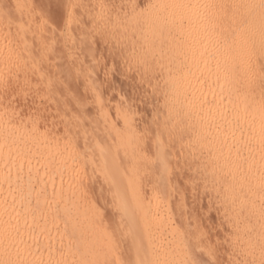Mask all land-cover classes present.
<instances>
[{"label":"bare ground","instance_id":"1","mask_svg":"<svg viewBox=\"0 0 264 264\" xmlns=\"http://www.w3.org/2000/svg\"><path fill=\"white\" fill-rule=\"evenodd\" d=\"M67 1L65 16L70 23L76 0ZM203 1H164L166 4L159 6H166L163 7L164 12L150 14L152 17L149 19H154L146 25H151L157 34L166 20L175 27L173 29L180 32L178 30L185 26L183 22L187 21L186 28L191 29L189 33L192 35H185L187 29L185 34L182 30L181 36L184 34V39H181L182 36L177 43L164 46L145 42L139 51H135H138L137 55H141V62L144 64L154 60L159 65L161 75L157 79L164 114L166 112L168 115L174 129L173 134L176 137L178 135L177 142L186 149L183 150L186 157L198 162L197 168L205 177L204 182L210 193L217 200L216 206L226 228L223 239L226 263L264 264V0H235L238 3L230 10L225 4L220 8L216 5L220 10H213L211 15L208 10L211 19L218 17L225 23L223 25H230L233 30L229 36L231 38H224L225 42L218 44L219 47L202 43V39L200 41L195 38L200 32L201 17L204 16L200 11ZM206 1L216 4L224 1L228 4L229 0ZM15 5L20 15H17L18 20L21 21L17 31L15 25L11 24L12 20L6 18L0 10V264H220L211 260L219 241L212 238L204 240V236L198 232L189 235L188 244L187 234L174 223L170 213L174 195L169 194L168 204L165 205V197L161 194L163 185L146 184L151 177L148 165L153 161L148 159L150 153L148 156L146 154L148 145L144 146L143 138H146L140 133L142 127L140 131L135 114L120 116L119 119L123 120L120 128L108 110L101 109V112L104 111L101 116L107 126L110 141L96 148L97 162L92 158L93 150L89 151L90 145L89 148L88 144L84 147L83 139L81 141L84 143L81 145L86 151L88 149L90 155H83L79 151L74 137L62 139L59 135V138L51 136L47 130L42 131V116L31 112L36 115L23 118L19 112L14 111L15 107L13 109L10 102L6 103L8 90H11V87L8 89L10 81L23 84L21 89L24 90H18L21 94L22 91L25 93L26 90H31V85L37 82V79L32 80L33 76L46 81L47 85L49 79L42 69L45 64L42 59L44 58V62L49 61L41 51V48H46V42L42 43L44 48L41 45L40 51L37 47L44 40V36L41 37L44 32L35 36V16L39 14L35 15L34 10L26 6L25 0H16ZM206 8L204 9L207 11ZM13 11L16 13L15 9ZM205 19H208L207 14ZM205 25L207 26L204 24V27ZM150 27L146 28L150 30H146L148 33L152 31ZM38 30L41 31V28ZM137 58L138 62L140 56ZM17 83L15 89H20L21 85ZM15 89L11 90L12 94ZM33 95L35 94L32 92ZM65 134H68L67 131ZM88 140L91 139L86 141ZM164 140L160 139L156 148L162 174L172 169V153ZM88 166L91 167L92 176L94 177L95 172L101 174V183L104 181L105 186H108L107 192L118 218L116 222L113 221L115 218L110 222L115 223L116 230L108 226L105 222L107 220L104 221L102 211L106 209L99 208L98 202L95 204L91 200L93 198L88 197L89 191L85 190ZM156 175L158 176L157 173ZM160 179L159 177V182ZM48 188L52 192L49 193L51 197L48 193L45 194ZM57 207L61 208L65 216L63 219L62 213L55 211ZM67 227L70 231L64 234ZM199 229L201 227L197 222L195 231ZM204 243L206 246L203 247Z\"/></svg>","mask_w":264,"mask_h":264},{"label":"rangeland","instance_id":"2","mask_svg":"<svg viewBox=\"0 0 264 264\" xmlns=\"http://www.w3.org/2000/svg\"><path fill=\"white\" fill-rule=\"evenodd\" d=\"M12 1L11 0H0V6H2V8H3V10H2V8L0 7V10L4 13V16L6 18L10 19V21L12 20L11 24L13 26L15 25L14 28L16 29V28H19L21 21H20V19L18 20V16H20V15L16 11L17 10L16 5H15L16 0H12ZM154 1L155 0H84V1L83 0H80V1L76 0L75 4L73 5V8L74 7H76V8H74V10H73L72 20L70 23H68L66 21V16H65L67 13L66 8L68 6L67 0H28V1L25 0L26 6L32 8V11L34 10L35 15L39 14V15L35 16L36 17V23L38 24V25L35 24V29H36L35 31L37 34L36 35L34 33L35 36H38L39 34H41L43 32H44L43 34H45V35L41 34V37L44 36V38H43L44 40H41V43H39V45L37 46L38 50L40 51L41 45L43 47V44H42L43 42H46L44 45V46H46V48L49 47L48 49L43 47L45 49V52L43 51L44 49L41 48L43 56L46 54V56H44V57L46 59L48 58V60H49V61H47L48 62L47 63L46 61L44 62V60H43L44 58H43L42 62L45 64H43V63L42 64L44 67L41 64L42 69L45 73V76L46 77L48 76L47 78H49L48 79V85L49 86L47 85L46 81L44 82V81L40 80L38 78V76H33L32 77L33 81L37 79L36 80L37 82L36 83L34 82L35 86H37L36 87L37 89L35 88V86L33 85L34 83L32 82L33 86L31 85V87H32V89L34 87V89L33 90L32 89L26 90L25 93H23V91H22V93L20 94L19 92H21V90H24V89H21V88H23V84H19L16 81H12V82L10 81L9 84L11 86L9 85L8 89H9V87H11L10 89L13 91V89H15L16 83L21 85V87L19 86L20 89H15L13 92L14 94L11 93L12 92L11 90H8L9 91L8 96L10 98L8 97L6 103L10 102L9 103V104H11L10 106L12 108L15 107V109L13 108L14 111L16 110V113L19 112V115L20 116L22 115L23 118L24 117L27 118V116L29 117L30 115L34 116L36 114H37V116L38 115L42 116L41 117L42 118L41 127H43V129L41 128V130L42 131L47 130L46 132L49 133L51 136H56L58 138L60 136V137H62V139L69 138L70 136H71V138L74 137L75 139L74 138L73 139L77 145V148L79 149V151L83 155L84 154L90 155L89 154L90 152H88V149L86 151V148H83V145H84V147H87L86 145L88 144V148L90 145L89 151L91 149L93 150V151L92 150L91 151H92V154L94 155V157H92L94 159V161L98 160L96 148L100 144L108 143L110 141V139L108 137L109 133H108L107 128H106L107 126H106L105 121L103 120V116H101V114L104 111L108 110L110 116H112L111 118L114 119V122L116 124H118L120 128H122V126H123V120L119 119L120 116L126 117V116H131V115L135 114V119H136V121L138 120L137 123H138L139 128L142 127V131L140 128V131H141L140 133L142 135H145L144 137L147 140L146 141L143 138V142H145L144 146L146 147L148 145L147 146L148 148H146V151H147L146 154L148 156L149 155L148 153H150V156H149L150 158L148 157V159L150 160V162L153 161L148 165L150 167V169H149V167H148V169H149L150 174H151V177H150L151 179L148 177L149 182H146V184L149 185L150 183H152V184H150V186L151 185L153 186L156 184H159L160 186L163 185V186H161L162 187L161 194L163 197H165V200H166V201H164L165 205L168 204L167 199H168L169 194L171 193L174 195L172 198V201H171L170 213L173 216L174 223L176 225H179L181 227V229L185 232V234H187V243L188 244L190 243L189 235H193L194 233H198V232H200L204 236V240L207 238H212V239L218 240L219 246L214 251V254L211 257V260L213 262H216V263L227 264L226 263V255H225L226 248H225V245H224L225 243L223 240L225 237L226 228L223 224L222 214L220 213V211H218L219 208L217 207L218 203H217V200L215 199V196L212 194V192L210 193V189L207 188V186L205 184L206 182H204L205 177L202 175V173L197 168L198 162L197 161L195 162L194 159L188 160V158L186 157V152H185L186 149L177 142L178 141V135L176 137V134H173L174 129L170 125L169 119L167 118L168 115L166 114V112H165L166 115L164 114L165 108L162 105L163 104L162 103L163 98L161 97V92L159 90V85H158L159 79H160L159 77L161 75V73H159L160 71L158 69L159 65L157 66V62L155 61V63H154V60H150L149 58L148 59L151 61V63L148 64L147 62H145L147 64L146 65L142 61L143 62V64H142L141 59H143V58H141V55L139 53L137 55V52L145 44V42L146 43L149 42L151 44L164 45V46H166V44L177 43V42H179V39L185 34V30L187 28H189V27L186 28L187 21H184L183 22L185 25L184 28L179 29L178 31H180V32H177V29L176 30L173 29V28H175L174 26H172L171 24L169 25L167 23L169 21L164 20L165 21L164 25H162L161 30H159V32H158L159 34L158 33L156 34L154 32V30L151 28L152 26L151 25L148 26L146 24L154 19V18H152L151 20L149 19L152 17V16H150V14L153 15L154 13L155 14L160 13V11H161V13L164 12V8L166 7L164 5V4H166V3H164V1L166 2L167 0H164V1L163 0L162 1L156 0L157 3H154ZM229 1H227V2H228V4L229 3L232 4V7L231 6L229 7L230 4L228 5L224 1H221V2L217 1L218 2L217 4H216V2L209 1L211 5L209 4L208 1L205 2V0L203 2H201V9L202 10H200V11H201L202 15L204 14V16L201 17V20H202L201 28H200V32L198 33V35H195L196 39H199L200 41L202 39V43L207 42L205 44L209 43L208 45L212 44V45H214V47H217V46L219 47L218 44L222 45L221 43H224L225 42L224 40L231 38L229 36L232 35L233 30H232V27L230 25H223L225 23H223L218 17H216V18L213 17V19L215 18L213 21V19L210 18L212 16H208V14H209L208 10L210 11V15H211L213 13V10L216 12H217V10L219 11L220 9H218V7L219 8L224 7L223 6L224 4L226 5V8L228 7L230 10V8L233 9L235 7V5L238 3V1L236 3L235 0H233V1L229 0ZM11 3L13 5V8H12ZM29 3H31V4H29ZM158 3H159V5H158ZM162 3H164L163 4L164 6L162 5L161 7H159ZM213 3H215V4H213ZM221 3H222V5H221ZM216 5L217 6L219 5V6L216 7ZM64 6H65V8H64ZM150 6L151 7L154 6V7H152L153 9ZM214 6H215V8H213ZM155 7H156V10H155ZM7 8H9V9H7ZM37 8H40L41 10L37 9ZM104 8H105V10H104ZM160 8L161 9L163 8V9L161 10ZM204 8H206L207 11ZM12 9L13 10L15 9L16 13ZM221 9H224V8H221ZM211 10H212V12H211ZM36 12H40V13H36ZM99 12H101V13H99ZM74 14H76V15H74ZM206 14H207V17L209 19V20L208 19L207 20L210 22H207V20L205 19ZM148 16H150V17H148ZM131 17H134V19ZM145 17H147L145 19L147 22L145 20H143ZM41 18H43V20ZM138 19H139V21H138ZM99 20H100V23L102 21L103 22L100 24ZM135 20L138 24L136 22H134ZM140 20H143L144 22L140 21ZM204 20L206 23L204 22ZM13 21H15L17 24ZM218 21H220V22H218ZM44 22H45V24H44ZM91 22H93V23H91ZM139 23L142 26H140ZM165 23H167L168 25ZM202 23L207 24V26L205 25V27H204V24H202ZM213 23H214V25H213ZM217 23L219 25H217ZM69 24L71 25V27ZM144 24L146 26H144ZM148 24H150V23H148ZM208 24H209V26L212 24L214 26L213 29H212V25H211V27H209ZM129 25H130V27H129ZM37 26L39 28H41V31L38 30L39 28H37ZM133 26H134V28H133ZM226 26H227V29L225 28ZM149 27L152 30L150 33H148V31H150V30H148ZM207 27H208V29L204 30V28H207ZM135 28H136V31L134 30ZM146 28H148V29H146ZM167 28H168V30H167ZM224 28H225V30H224ZM143 29L145 31L148 30V31H146L147 33ZM222 29H223V31H222ZM182 30H184V32H183L184 34L181 36ZM187 30H188V32H187ZM187 30H186L187 34H185V35H187V36L192 35L191 33H189V32H191V31H189L191 29H187ZM201 30H203V31H201ZM16 31H17V29H16ZM69 31H70V33H69ZM219 31L220 32L222 31V33H220ZM228 31H230L231 33H229ZM95 32H96V34H95ZM136 33H137V35H135ZM202 33H204V35ZM225 33H226V35H225ZM213 34H215V35H213ZM170 35H173V36L170 37ZM200 35H201V38H200ZM163 36H165V38H163ZM184 36L181 38L182 40L184 39ZM197 36H199V37L197 38ZM45 37H47V39ZM137 37H138V39L136 40ZM143 37H145L146 39ZM155 37H156V39H155ZM166 37H167V39H166ZM141 38L143 41L141 40ZM158 38H161V39H158ZM195 38H193V39H195ZM224 38H226V39H224ZM181 39H180V41H181ZM203 40H204V42H203ZM168 41H170V42H168ZM137 43H139V44H137ZM215 44H216V46H215ZM123 45H124V48H123ZM125 45H126V49H125ZM56 49H58V50H56ZM135 49L138 51H135ZM46 50H47V52H46ZM48 50L51 52H49ZM89 51H91V52H89ZM131 51H133V52H131ZM129 52H131V53H129ZM52 53L56 54L57 56L52 54ZM135 54L137 57L140 56V60H138L139 63L137 62L138 58L135 56ZM51 55H53V57H51ZM145 60H146V58H145ZM145 65L147 66V68ZM154 66H155V69H153ZM144 67L146 70L144 69ZM46 68H48L49 71L48 70L46 71L45 70ZM144 70L147 72H145ZM151 70H153V71H151ZM47 72H48V74H47ZM52 76L54 78H52ZM157 78H159V79H157ZM42 82H44V83H42ZM52 82H54V83H52ZM11 83L13 84V86ZM39 84L41 87L39 86ZM44 86H46L45 89H44ZM49 88H51V90H49ZM18 90H20V91L18 92ZM47 91H48V93H47ZM32 92L35 95L32 96ZM43 93H45V94H43ZM10 94L12 97L10 96ZM22 94H24V95L21 96ZM27 95H29V96H27ZM30 96H32V97H30ZM34 96L36 99L34 98ZM38 102H39V104H38ZM102 106H103V108H102ZM101 109L104 111L101 112L102 111ZM37 111H38V113H37ZM31 112H35L36 114L35 113L33 114ZM69 130H70V132H69ZM149 130L152 132H150ZM66 131L68 134H65ZM73 132H75V133H73ZM52 133H53V135H52ZM151 133H153V135ZM74 134H76L77 137L74 136ZM65 135H67V136H65ZM88 135L91 138L88 137ZM149 137H151V139H149ZM88 138L91 140H88V142H87L86 140ZM77 139H78V142H77ZM81 139H83L85 143L83 141H81ZM154 139L156 140V142ZM160 139H165L164 140L165 143H168L167 146L169 145V148H168L169 152L172 153V159H171L172 162H170L172 169L168 170L166 174L164 172L162 174L160 161L157 158L158 149H156V148H158L157 142ZM174 139H175V141H174ZM90 141H92V143H90ZM82 143H84V144L81 145ZM79 144L81 145V147H79L80 146ZM171 147H172V149H171ZM80 148H83V150H81ZM147 149H149V150H147ZM172 150H173V152H172ZM183 150H185V151H183ZM96 156H97V158H95ZM174 156H176V159ZM173 157H174V159H173ZM151 159H153V160H151ZM89 167L90 166L87 167L89 170L86 171V173H87L86 179L87 180H86V182L84 181L86 183V184L85 183L84 184L86 185V188H87V189L85 188V190L89 191L88 194L90 196H88V197L93 198V199H91V198L90 199L94 200L95 204H97V202H98L97 206L99 208H102L103 210L106 209L105 210L106 212L102 211L104 221L107 220L105 222L108 224V226H110V228L112 230H116L115 225H114L115 223L110 222L113 220V218H115L113 221L116 222V219H118V218L116 216L117 211L114 209V205L111 201L112 199L110 198L111 196H110L109 192H107L108 186H105L106 183L104 181H102L103 183H101V181H100V180H102L101 174L95 172L94 177H93L91 167L90 168ZM155 167H156V169H155ZM151 169H153V171ZM158 171H159V173H158ZM88 172H91V173L89 174ZM154 173H155V175H154ZM156 173L158 174V176L156 175ZM152 175H154L155 178H152V177H154ZM99 176H101V178ZM91 177H92V179H91ZM159 177L161 178L160 182L158 181ZM94 178L97 180H95ZM156 178H158V180ZM165 178H166V180H165ZM97 181H99V182H97ZM154 181H155V184H153ZM157 181H158V183H157ZM95 182L97 184H95ZM91 184H92V186H91ZM102 184H103V186H102ZM98 188L100 189L99 191H98ZM49 189L50 188H48L46 190L45 194L48 193V196L51 197L52 195L49 193H52V192H51V190L49 191ZM93 189H95V191ZM43 190H41V192ZM101 191H102V193H101ZM41 192H40V194H42ZM44 192H45V190L43 191V194H44ZM97 192H100V193L98 194ZM104 193H106L107 196ZM101 194H102V196H100ZM108 195H109V197H108ZM94 197L96 198L97 201L95 200ZM215 201H216V203H215ZM104 206H105V208H104ZM112 208H113L115 214H113ZM55 211L58 212L59 214L62 213L61 208H58V207L55 208ZM61 215H62L61 218L63 219L65 216L63 215V213ZM108 221H109V223H108ZM197 222L200 225L201 229H199L198 231H195V226H196ZM110 223L113 224V227ZM69 231H70V229H69V227H67L64 230V234L69 233ZM115 232H117V231H115ZM124 244L126 246L125 241H123V245ZM202 246L203 247L206 246V243L202 244Z\"/></svg>","mask_w":264,"mask_h":264}]
</instances>
